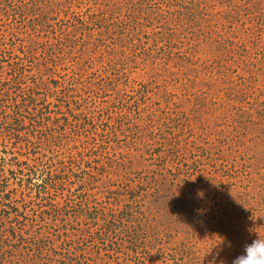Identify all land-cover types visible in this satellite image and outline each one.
I'll use <instances>...</instances> for the list:
<instances>
[{
	"label": "rangeland",
	"instance_id": "obj_1",
	"mask_svg": "<svg viewBox=\"0 0 264 264\" xmlns=\"http://www.w3.org/2000/svg\"><path fill=\"white\" fill-rule=\"evenodd\" d=\"M264 238V0H0V264H232Z\"/></svg>",
	"mask_w": 264,
	"mask_h": 264
},
{
	"label": "clouds",
	"instance_id": "obj_2",
	"mask_svg": "<svg viewBox=\"0 0 264 264\" xmlns=\"http://www.w3.org/2000/svg\"><path fill=\"white\" fill-rule=\"evenodd\" d=\"M232 264H264V238L256 237L250 244H246L243 253Z\"/></svg>",
	"mask_w": 264,
	"mask_h": 264
}]
</instances>
